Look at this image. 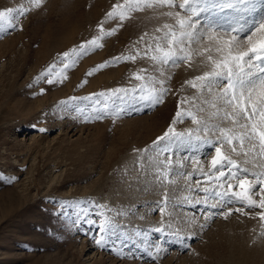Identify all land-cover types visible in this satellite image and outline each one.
Masks as SVG:
<instances>
[{
    "label": "rangeland",
    "instance_id": "obj_1",
    "mask_svg": "<svg viewBox=\"0 0 264 264\" xmlns=\"http://www.w3.org/2000/svg\"><path fill=\"white\" fill-rule=\"evenodd\" d=\"M116 2L43 0L40 9L21 19L23 30L0 33V264H251L250 261L264 264L261 261L264 226L259 217L252 218L259 209L237 213L234 209L243 206L234 202L226 205L233 208L227 220L216 216L201 229L198 225L205 221L200 205L183 209L171 206L180 203L177 197L188 195L173 190L185 184L195 186L197 178L203 179L199 173L191 181L172 177L176 184L164 187L155 180L153 141L170 125L180 98L196 94L184 82L205 68L195 70L183 63L166 68V74L171 76L167 86L172 91L166 94L165 102L155 107L141 104L139 111L129 109L115 123L110 116L85 122L75 107L66 109L60 104L73 96L82 98L109 89L132 87L139 83L133 75L140 69H148V73L158 77L151 62L139 57L135 62L110 65L92 76L86 73L121 53H134L137 47L143 49V42L137 44L139 38L145 32L149 33L145 40L159 35L154 29L171 22L167 17L154 15L150 10L134 13V18L126 20L114 35L104 36L102 48L80 57L67 69V79L62 83L49 85L45 79L36 80L50 65L57 64V69L63 66L60 62L63 52L98 35L99 22ZM20 4L26 5V0H0V10ZM115 26V22L105 24L106 28ZM85 80L87 83L81 87ZM90 103L82 99L71 102L73 106L84 107L86 115L93 114ZM187 108L191 105H181L182 111ZM40 128L45 131L40 132ZM176 129L193 130V148L185 144L177 149L178 154L173 156L175 171H193L186 155L200 156L207 171L213 149L195 150L196 126L189 119L178 123ZM165 190L170 194L166 212L172 216L166 215L164 219L171 220L173 230L181 229L182 235L189 232L195 235L187 241L190 248H184L171 236L149 231L148 238L162 245L156 260L131 244L129 249L135 258L117 255L119 244L116 250L100 249L91 238L95 229H88L83 223L80 230L66 226L67 222L57 213L59 202L83 201L81 207L93 209L91 218H97L96 211H107L117 226H124L127 234H133L159 226L162 217L156 202L162 199ZM213 202L209 200L210 204ZM95 205L105 207L96 209ZM192 214L198 223L189 227L186 219ZM84 229H88V235ZM239 244H244L240 246L241 252ZM259 247L263 252H257ZM253 249H258L257 254ZM247 250L257 256L250 253L245 257ZM258 253L263 257H258Z\"/></svg>",
    "mask_w": 264,
    "mask_h": 264
},
{
    "label": "snow or ice",
    "instance_id": "obj_2",
    "mask_svg": "<svg viewBox=\"0 0 264 264\" xmlns=\"http://www.w3.org/2000/svg\"><path fill=\"white\" fill-rule=\"evenodd\" d=\"M42 4L43 0H26V5L0 10V33L17 28L23 30L21 19L32 10L40 9ZM148 10L154 15L158 13L159 17H167L171 22L156 27L154 32L159 35L153 34L148 40L145 37L149 33L145 32L137 42H143V49L137 47L134 53L130 51L129 54L114 56L90 69L86 76L113 64L135 62L138 57L148 59L159 76L148 73V69H140L133 75L139 83L132 87L109 89L82 98L73 96L60 104L66 109L75 107L85 122L110 116L115 123L129 109L139 111L142 110L138 107L141 104L155 107L165 102L166 94L172 91L167 86L171 76L166 74V68L179 67L181 63L195 70L205 68L201 74L184 82L195 89L196 94L180 98L170 125L153 141L152 148L156 150L152 159L155 180L164 187L176 184L172 177L180 176L191 181L193 175L199 173L203 179L197 178L195 186L185 184L173 190L187 192L188 195L177 197L180 203L171 206L183 209L200 205L205 221L198 225L201 229L216 216L227 220L233 208L226 205L234 202L243 206L234 209L237 213L247 214L245 209H259L252 218L259 217L264 226V0H117L99 22L98 35L63 52L60 60L63 66L57 69V64L50 65L36 80L45 79L49 85L62 83L67 79V69L73 67L80 57L104 46L101 41L105 35H114L126 20L134 18V13ZM106 22H115L116 26L106 28ZM84 83L87 80L80 86ZM44 91L42 88L41 94ZM81 99L91 102L92 115H86L84 107L71 104ZM184 104H190L191 108L182 111L181 105ZM197 113L204 115L198 116ZM185 119L196 126L195 150L201 147L213 149L214 154L209 153L207 171L197 155L185 157L192 164V172L175 171L173 156L178 154L177 149L185 144L189 149L193 148V130L176 129V125ZM39 131L44 132L45 129L40 128ZM161 156L165 159L161 160ZM144 162L147 163V158ZM179 167L183 168V163ZM209 200L215 202L210 204ZM83 203L59 202L58 216L64 218L66 226L80 230L83 223L88 229H95L91 238L100 249L116 250L119 244L117 255L122 258H135L129 249L131 244L142 248L145 255L156 260L162 245L148 238L149 231L171 236L184 248H190L187 241L194 239V233L182 235L181 229L173 230L171 220L164 219L166 215L172 216L166 212L170 203L167 190L156 202L162 217L159 226L137 230L133 234H127L124 226H117L107 211H96L97 218H91L89 214L93 209L81 207ZM104 207L95 205L96 209ZM186 223L189 227L196 226V215L188 217ZM88 229H84L85 235L89 234Z\"/></svg>",
    "mask_w": 264,
    "mask_h": 264
},
{
    "label": "bare ground",
    "instance_id": "obj_3",
    "mask_svg": "<svg viewBox=\"0 0 264 264\" xmlns=\"http://www.w3.org/2000/svg\"><path fill=\"white\" fill-rule=\"evenodd\" d=\"M242 239H243V238H242ZM239 242H240V241H239ZM242 242H243V241H242ZM229 244H230V243H229ZM240 244H241V243H240ZM240 244H239V246H238L239 249H240V246H241ZM244 244H245V243H244ZM244 244H243V245H244ZM243 245H242V246H243ZM262 245H263V244H262ZM242 246H241V247H242ZM233 247H234V246H233ZM244 247H245V246H244ZM237 249H238V248H237V246H236V247L234 248L235 253L238 252ZM239 249H238V250H239ZM243 249H245V248H242V251H243ZM259 249H260V250L257 249L258 251H257V250H256V251L259 252V251L262 250L260 247H259ZM254 250H255V249H253V251H254ZM263 250H264V249H263ZM253 251H251V252H253ZM256 251H254V252H256ZM231 252H232V251H231ZM239 252H241V249H240ZM251 252H250V253H251ZM257 252H256V254H257ZM261 252H263V251H261ZM261 252H260V253H261ZM250 253H248V250H247V252H245V257H247V255L250 254ZM260 253H258V254H260ZM251 254H253V255L255 256V253H251ZM251 254H250V255H251ZM235 255H236V254H235ZM241 255H242V254H241ZM231 256H232V255H231ZM256 256H257V255H256ZM256 256H255V257H256ZM261 256L263 257V254H260V256H258V257H261ZM236 257H237V256H236ZM243 257H244V256H243ZM245 257H244V258H245ZM251 257H252V256H250V257H248V258H251ZM255 257H254V258H255ZM234 259H235V258H234ZM246 259H247V258H246ZM252 259H253V258H252ZM252 259H251V260H252ZM255 259H256L255 261H258L257 258H255ZM258 259H259V258H258ZM236 260H237V259H236ZM238 261H239V259H238ZM242 261H243V260H242ZM245 261H246V260H244V262H245ZM249 261H250V260H249ZM261 261H264V258L261 259ZM250 262H251V264H253V261H250ZM259 262H260V261H259ZM255 264H256V262H255ZM261 264H262V262H261Z\"/></svg>",
    "mask_w": 264,
    "mask_h": 264
}]
</instances>
